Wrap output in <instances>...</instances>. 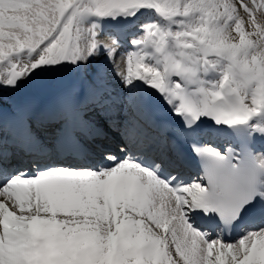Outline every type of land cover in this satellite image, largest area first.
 I'll list each match as a JSON object with an SVG mask.
<instances>
[{"label": "snow or ice", "instance_id": "1", "mask_svg": "<svg viewBox=\"0 0 264 264\" xmlns=\"http://www.w3.org/2000/svg\"><path fill=\"white\" fill-rule=\"evenodd\" d=\"M0 264H264V0H0Z\"/></svg>", "mask_w": 264, "mask_h": 264}, {"label": "bare ground", "instance_id": "2", "mask_svg": "<svg viewBox=\"0 0 264 264\" xmlns=\"http://www.w3.org/2000/svg\"><path fill=\"white\" fill-rule=\"evenodd\" d=\"M109 71H111V68L109 66ZM74 73L71 72H65L62 74H59V79L64 80V81H70L74 77ZM33 94V89L31 85H25L24 88L21 89L20 93L18 95L21 96H27V95H32ZM161 113L166 115V113L163 112V109L161 110Z\"/></svg>", "mask_w": 264, "mask_h": 264}]
</instances>
